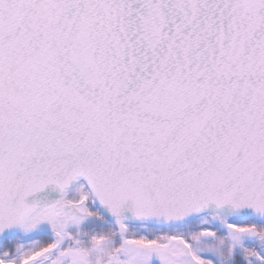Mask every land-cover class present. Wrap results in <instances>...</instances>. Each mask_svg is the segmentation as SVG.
Instances as JSON below:
<instances>
[{"label":"snow or ice","instance_id":"obj_1","mask_svg":"<svg viewBox=\"0 0 264 264\" xmlns=\"http://www.w3.org/2000/svg\"><path fill=\"white\" fill-rule=\"evenodd\" d=\"M0 264H264V0H0Z\"/></svg>","mask_w":264,"mask_h":264}]
</instances>
